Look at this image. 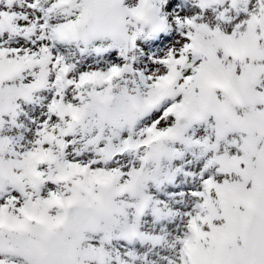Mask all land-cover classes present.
<instances>
[{
  "label": "snow or ice",
  "instance_id": "obj_1",
  "mask_svg": "<svg viewBox=\"0 0 264 264\" xmlns=\"http://www.w3.org/2000/svg\"><path fill=\"white\" fill-rule=\"evenodd\" d=\"M0 264H264V0H0Z\"/></svg>",
  "mask_w": 264,
  "mask_h": 264
}]
</instances>
